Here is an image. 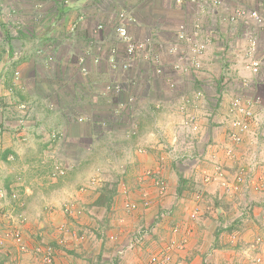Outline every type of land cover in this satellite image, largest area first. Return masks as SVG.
I'll list each match as a JSON object with an SVG mask.
<instances>
[{"label": "crops", "instance_id": "obj_1", "mask_svg": "<svg viewBox=\"0 0 264 264\" xmlns=\"http://www.w3.org/2000/svg\"><path fill=\"white\" fill-rule=\"evenodd\" d=\"M213 2L0 0V189L22 193L27 205H34L36 195L39 211L51 212L47 224H68L50 235L45 220H38L34 231L26 219L27 251L19 259L0 254L4 262L44 264L49 248L52 264H146L151 256H161L172 238L181 246L169 249L170 259L163 264H249L260 252L252 248L256 237L264 242V210L259 226L253 221V214L264 208V199L255 198L259 189L246 186L245 197L235 185L228 191L222 181L226 177L228 185L234 184L235 169L226 167L222 177L213 167L228 162L216 147L229 137L227 105L255 92L263 102L249 120L244 142H250L252 156L264 169V0H227L225 10ZM230 8H256L263 22L230 21ZM120 13L133 38L151 39L144 52L160 57V64L134 59L126 71L109 70L108 58L123 51L116 37ZM181 25L191 36L196 31L197 42L207 37L200 57H193L185 41L179 53L168 52ZM251 40L253 58L259 61L256 73L248 66ZM192 60L199 70L191 67ZM112 81L131 82L129 109L120 108L125 94L115 99L106 93ZM95 147L105 148L99 156L107 163L101 174L89 169ZM54 158L79 165L81 174L76 169V174L51 178ZM83 175L85 187L77 186L76 176ZM160 180L169 185L166 194ZM235 189L239 205L229 194ZM199 191L203 196L195 200ZM128 201L136 206L125 208ZM67 202L84 212L73 214L76 222L61 215ZM193 207L196 222L189 216ZM242 208L249 209V216H240ZM233 233L230 246L225 242Z\"/></svg>", "mask_w": 264, "mask_h": 264}, {"label": "rangeland", "instance_id": "obj_2", "mask_svg": "<svg viewBox=\"0 0 264 264\" xmlns=\"http://www.w3.org/2000/svg\"><path fill=\"white\" fill-rule=\"evenodd\" d=\"M227 110H228V105H227ZM230 114V113H229ZM230 119H229V133H228V139L226 140V142H224V144H216V147H218L219 149H221L222 153L221 155L223 154V156L225 157V160L228 161L227 162V165H226V162L224 161V164H220L219 162H216L215 166L213 167L215 172H217V175L224 177L223 175H225L226 173V169L227 168H231L232 170L235 169L236 171V176L233 180V183L234 184H231V185H228L229 182H226L228 181V179H225L222 181V185H224L227 190L229 188H232L234 189V185L237 189H239L237 192L240 193L241 197L243 196L244 194V189H246L247 187L246 186H253L254 189L258 188L259 189V194H257L255 196V198H257L256 200H263L264 199V195H263V192H264V169L262 168V165H263V162L260 161V159H258V156H252V154H255V149L253 148H248L250 142H248V145H245V138H247L246 134L250 131V123H249V128H248V131L245 133V135H243L242 137V141H240L239 143H234L231 138H230V134H231V120L233 119L232 115L230 114ZM262 117V120L264 122V116H261ZM264 132V131H262ZM53 137L55 138L56 135H53ZM251 141V139H250ZM244 143V144H243ZM54 144V143H53ZM236 145H238L236 147ZM221 147V148H220ZM217 148V149H218ZM96 150L95 155V158H94V162L90 165L89 169L92 167V172L94 171H98L101 173H104V169L106 166H107V163L106 162H100L102 158H100L102 156V154L105 152V148L103 147H95L94 148ZM50 150H53V148H50ZM1 148H0V153H1ZM100 156V157H99ZM234 159H236L235 161L237 162V165L234 166ZM57 159L54 158L53 161H55L56 163L62 165L64 163H61V162H57L56 161ZM178 160V159H177ZM177 160H174L172 162V164L174 166H176V162ZM230 160V161H229ZM260 161V162H259ZM179 162V160H178ZM54 163V165L56 164ZM53 165V166H54ZM66 167V169L64 170V173L61 174V175H52V170H50L49 172V176L51 178H57L59 176H64L65 174H67L68 172L72 171L73 173H77L76 172V169L78 170V173L77 174H81L79 173V168H77V166L79 165H76L74 166V163H73V166L72 164H64ZM178 167V166H177ZM227 167V168H226ZM262 168V170H261ZM73 169V170H72ZM86 171V170H85ZM67 172V173H66ZM81 172V171H80ZM91 172V173H92ZM85 173V172H84ZM88 173V172H87ZM73 174V175H75ZM71 175V176H73ZM216 174H214L213 176H215ZM226 176V175H225ZM228 176V175H227ZM84 178H85V175L81 176L80 178L76 176V185H81V186H84L83 185L84 183ZM209 177L205 179V181H209ZM18 181H20L18 179ZM94 181H96L95 177L93 179V183ZM46 182V181H44ZM181 182H182V179L179 178V181L178 183H180V186H181ZM96 183V182H95ZM38 186V185H37ZM81 186H79L78 188H80ZM158 186L159 188H161L162 190H164L165 194L167 193V190L169 188V185H167V183L165 184L163 181H159L158 182ZM200 185H198L197 187H199ZM84 187H81V188H84ZM229 187V188H228ZM245 187V188H244ZM13 190L16 189L15 187H12ZM40 189H36V191L38 192ZM196 190V188H195ZM16 191V190H15ZM194 191V189L192 190ZM229 191V190H228ZM14 191H12V189L9 191V193H4V191H2L0 189V218H2L5 222L2 223L0 222V250H2L0 252L1 255H3L4 253H7L8 255L11 256V258H16L18 257V259L20 258V254L21 251L17 250L16 246L14 245V247H7L6 243H12V238L10 236L13 235V230L15 229H18L20 230L21 232V235L23 236V240H25V234H24V227H23V224L26 222V219H31L32 220V228L31 230L33 229L34 231H36L37 229V222L38 220H45L44 222L46 226H48V231L46 232L47 234H50V235H54V234H57V230L58 231H65L66 229H68V224L66 226H63L65 225L63 222H61L63 225H61V223H59L60 225L58 227H54L53 225H49L51 224L52 221H50V214L51 212H47L46 210V213L47 215L43 214V212L39 211L40 208H41V204L38 200H36L37 196L34 195V198L35 200L33 201L34 205H30V203H32V201H29V204L27 205V202H26V199L25 197L23 196L22 193L17 192V197L16 198H13L12 197V194H13ZM200 192V191H199ZM196 195L197 198H195V200H198L200 197L202 198V192H200ZM247 192V191H246ZM258 192V191H257ZM36 192L34 191V194ZM228 194V193H227ZM229 194L235 196V205H239V203L241 202L240 201V196L237 197L236 195V189H235V192L233 190H231L229 192ZM245 197V196H243ZM200 198V199H201ZM68 207V208H71L72 211L70 212H66L65 211V208ZM237 209V208H236ZM263 210L264 208L262 209H259L258 211L255 212V214H253V217L255 218L253 221L254 223H256L255 225L256 226H259L257 224V222H262V218H261V215L263 213ZM60 212L62 213L61 215L63 216V218H67L68 219V222L70 223H73V220L76 222L77 219H74L72 216H74L73 214H76L77 216L80 215L81 213H84V212H80V210L78 211L77 209H75V206L73 204H69L68 202L66 204L63 205V207L60 209ZM240 213V216H249L248 214L249 213V209L245 208L242 210L240 209L239 211ZM45 213V212H44ZM87 214H89L87 212ZM191 215H189L190 217H192L193 219V222H196V209L195 207H193V210L191 211L190 213ZM23 220V222H22ZM2 223V224H1ZM49 223V224H47ZM36 227V228H35ZM180 226L178 225L175 229H176V233L180 230L179 228ZM192 228V231L193 230H196V227H191ZM47 230V229H46ZM191 230V229H190ZM68 231V230H67ZM234 235V233H233ZM31 236L34 237L35 239L37 238H40V237H37L38 235L35 234V232L31 233ZM236 239L235 235L233 236V238L231 237L230 241L226 240L225 243H228L230 244L231 246V241L234 242ZM263 240L260 238V237H256V239L254 240V245L252 248L254 249H257L258 251L260 250V252L257 253L256 256H254L253 258H251V255L249 257V255L245 256V258H248L250 259L251 261H249V264H264V242H262ZM25 243V241H24ZM247 243L249 244V241H247ZM27 245V242L25 243ZM170 245L171 247L169 248L170 251H173L174 249H178L180 246H179V242H177L176 239L172 238L170 240ZM198 246L200 244H197ZM196 246V245H195ZM27 248H28V245H27ZM9 250V251H8ZM164 251V248L162 249ZM47 250H45L44 254L46 255V252ZM51 251V249H50ZM169 253V252H168ZM43 254V255H44ZM52 256V255H51ZM155 256V255H153ZM167 256L169 257L170 259V256L167 254ZM152 258V256H151ZM150 258V259H151ZM8 259V258H7ZM4 259H2V257L0 256V262H3ZM11 261H16V262H20V261H17V260H8L7 262H11ZM162 263H156V264H163V262H166L164 261V256L161 258L160 260ZM20 263H27V262H20ZM28 264V263H27ZM30 264V263H29ZM146 264H150L149 262H147Z\"/></svg>", "mask_w": 264, "mask_h": 264}, {"label": "built area", "instance_id": "obj_3", "mask_svg": "<svg viewBox=\"0 0 264 264\" xmlns=\"http://www.w3.org/2000/svg\"><path fill=\"white\" fill-rule=\"evenodd\" d=\"M213 5L215 6L216 9L221 8L224 10L226 9V7H230L229 3H227V0H214ZM230 10L232 11V13L228 17L230 21L248 18L254 21L255 24H258V25L262 24L263 22V18L256 8H234V9L230 8ZM125 18H126L125 14L120 13L119 18H118L120 20V24L116 27V37H117L118 42L123 45V51L120 56H117V57L112 56L108 58L109 70L110 71H126L131 67V62L134 59H141L142 61L152 59L151 61H153L155 64H160V57L153 55V58H150L149 53L144 52V50L149 51L148 46L149 44H151V39L149 37L144 38V39L133 38L127 30V26L125 25V22H124ZM194 35H196V31L193 33V36ZM193 36L187 33L186 28L183 25H181L178 29V32L174 35L173 40H171L169 43L170 49L168 52L170 53V55L179 53L180 51L179 43L181 41L182 42L185 41L189 43L191 53L192 55L194 54L193 57L194 58L200 57V55L203 53L205 49L207 37L203 39L204 41L197 42L193 39ZM250 42L251 43L247 47V53H248V56L250 57V62L248 66L252 73H256L258 71L259 61L253 58L254 53H255V41L251 40ZM141 51L144 52V54L140 53ZM113 52L114 50H112V53ZM138 56H140L141 58H139ZM179 60H181V56L179 57ZM173 63L171 65L172 68H177V66H175L176 64H173ZM191 67H193L195 70H199L200 64H198L197 61L192 60ZM156 72L161 73V68L159 66L156 67ZM130 84L131 82H128L127 84L122 85L118 82L112 81L110 84H108L105 87L107 91L106 93L110 94L112 98L118 99L120 95L125 94L126 100L123 102H120L121 103L120 108L129 109L132 106V103L134 100L128 91V89L131 87ZM245 85H248V83H246ZM170 88L171 89L175 88V83L173 82L170 83ZM255 88L256 89L259 88L258 83L255 84ZM262 102L263 101L261 99L260 94L255 93V92L249 94L248 96L235 97L230 100L227 111L233 117V119L231 120V124H230L231 125L230 138L234 143H239L240 141H242L241 139L243 135H245V133L248 131V128H249L248 120L255 118L258 115L256 110L258 107L260 108ZM109 119H114V118L109 117ZM65 167L66 166L64 164L60 165L56 163L54 165V168L52 169V175L63 174L64 170L66 169ZM12 197L16 198L17 192L14 191L12 194ZM144 205H147L146 201H144ZM135 206L136 205L134 203H130L129 201L125 203V208H134ZM65 211L70 212L72 211V209L66 207ZM10 237L12 238L13 243L15 244V246L17 247L19 251L21 252L27 251V246L24 243L23 236L21 235L20 230L14 229L13 235ZM170 247L171 245L169 244L167 248H164V252L161 254V256H158V255L152 256L149 263L150 264H156L157 262L162 263L160 260L163 256H164V261H168L169 257L167 256V253L169 252ZM123 249H126V246ZM46 250H47L46 251L47 253L46 255L44 254L43 256V262L44 264H52L51 251L49 248H47ZM0 264H27V263L11 261V262H3Z\"/></svg>", "mask_w": 264, "mask_h": 264}, {"label": "trees", "instance_id": "obj_4", "mask_svg": "<svg viewBox=\"0 0 264 264\" xmlns=\"http://www.w3.org/2000/svg\"><path fill=\"white\" fill-rule=\"evenodd\" d=\"M249 121V120H248ZM250 122V121H249ZM181 191V186L180 187H178V192H180ZM105 193L109 196V195H111L112 194V191H111V189H108L107 188V186H106V188H105ZM4 262V261H3ZM3 262H0V263H3Z\"/></svg>", "mask_w": 264, "mask_h": 264}]
</instances>
